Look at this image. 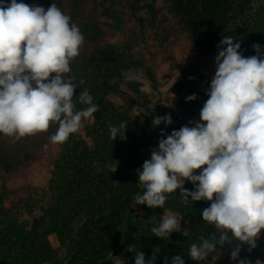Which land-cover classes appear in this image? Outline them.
I'll list each match as a JSON object with an SVG mask.
<instances>
[{
	"label": "trees",
	"instance_id": "trees-1",
	"mask_svg": "<svg viewBox=\"0 0 264 264\" xmlns=\"http://www.w3.org/2000/svg\"><path fill=\"white\" fill-rule=\"evenodd\" d=\"M139 1L103 0L108 3L103 12L109 25L128 34L119 43L101 41L87 25L91 48L73 60L70 75L78 85L74 97L76 109L86 107L78 102V95L87 89L100 105V111L94 113L95 120H83L77 133L65 143L57 144L58 153L42 191L27 188L8 203L3 202L5 197L0 194V264H114L115 255L119 264H135L136 252L127 251L129 245H137L136 251H142L146 260L153 255L154 247L159 246L155 264H165V257L171 264L176 255L185 264H191L195 262L189 256L191 244L201 243V235L208 238L215 231L202 218V210L211 202L198 201L186 206L181 203L179 189L168 194L163 208L135 204L136 195L144 191L136 170L142 169L144 161L151 158L154 145L149 124H153L154 117L170 114L173 123L168 126L162 123L156 126L158 130L170 135L184 125L194 126L188 122L201 110V96L207 90L204 80L192 68L179 63L178 77L165 90L173 112L157 105L163 100L158 97L162 92L148 63L152 53L146 45L144 18L139 14L147 5H139ZM123 9L127 11L125 19L120 16ZM193 10L197 13L193 20L215 23L221 38L231 35L236 39L234 42H240L242 54L255 55L253 44L264 49V0H195ZM210 43L203 44L209 49ZM136 45H140L141 55L136 56ZM130 69L139 70L140 79L146 76L149 80L148 93L157 96L153 111L149 112L148 98L139 87L140 79L128 81L122 75ZM81 79L84 84H80ZM193 94L197 99L187 101ZM121 122L127 123L126 139L118 136L113 141L109 128ZM57 128V124H52L47 132L27 137L39 145L43 139L51 138ZM27 137L10 142L23 149L22 142ZM184 188L195 190L190 181H185ZM165 212L182 219L185 235L173 232L168 240H163L152 234L151 228L161 222ZM237 243L223 248L218 245L217 251L226 249L231 254ZM261 243L264 230L254 249L241 246L239 258L264 262L258 251Z\"/></svg>",
	"mask_w": 264,
	"mask_h": 264
},
{
	"label": "clouds",
	"instance_id": "clouds-1",
	"mask_svg": "<svg viewBox=\"0 0 264 264\" xmlns=\"http://www.w3.org/2000/svg\"><path fill=\"white\" fill-rule=\"evenodd\" d=\"M84 41L80 27L55 3L45 10L17 0H0V134L15 142L57 124L51 141L63 144L80 130L83 120H95L100 105L84 89L78 102L86 107L77 110L78 85L70 75L71 62L80 55ZM234 41L231 35H224L217 45L216 71L200 121H189L194 126L184 125L170 135L162 130L151 158L136 170L144 191L136 195L135 204L163 208L168 194L178 189L186 206L211 202L202 210V218L215 231L208 238L201 235V243L191 244L190 258L203 261L218 245L223 248L239 242L231 259L251 264L240 259L239 253L242 245L254 249L264 230V49L253 44L256 54L245 57L241 43ZM122 75L132 81L139 80L142 73L130 69ZM84 83L81 79L80 84ZM196 99L195 94L186 98ZM152 123L168 126L173 120L168 114L154 117ZM126 130V122L111 126L110 138L124 140ZM185 181L195 190L184 188ZM181 220L167 214L151 232L163 240L173 232L185 235ZM136 249L137 245L127 248L136 252L135 264H155L159 246L147 260ZM171 264L185 261L176 255ZM255 264L264 262L257 259Z\"/></svg>",
	"mask_w": 264,
	"mask_h": 264
},
{
	"label": "rangeland",
	"instance_id": "rangeland-1",
	"mask_svg": "<svg viewBox=\"0 0 264 264\" xmlns=\"http://www.w3.org/2000/svg\"><path fill=\"white\" fill-rule=\"evenodd\" d=\"M17 1H19L18 3L42 6L45 10L49 4L55 3L59 6L60 3V9L80 27L85 37L79 57L91 48V43L87 39V31L89 32L87 25L101 41L119 43L123 41V38H128L127 33H121L109 25V19L103 12L108 3L103 2V0ZM149 1L140 0L138 3L139 5L143 3L147 5L139 14L144 18L143 28L147 35L146 45L152 53L148 63L152 68L156 85L162 92V95L158 97H162L163 100L157 102V105L172 113L173 110L165 90L170 82L178 77L179 63L185 64L187 68H192L196 76L204 80L208 89L211 79L215 75L214 57L218 54L217 45L222 39V34L215 23L199 22L192 19L193 15H197L194 10L191 11L194 8L195 0H153L151 3ZM121 11L120 16L125 19L127 11L126 9ZM208 41L211 42L208 45L209 49L206 48V44H203ZM139 46H134L136 56L141 55ZM242 55L249 56L247 54ZM72 63L73 61L71 65ZM139 81L141 83L139 87L149 101V112L150 110L153 111L152 105L157 96L148 93L150 86L146 76H143ZM112 97L119 99L116 95H112ZM207 99L206 93L201 96L203 105ZM200 111L194 117V122L200 121ZM139 112L141 111L138 110ZM148 127L149 133L154 138L153 150L158 147L159 140L162 138L161 131L153 124H149ZM164 133L169 135L167 132ZM166 135L163 138H166ZM10 140L11 138L0 134V194L5 197L4 203L15 199L27 188L42 191L46 186L51 163L58 153V145L53 143L51 138L43 139V143L39 145L36 144L35 139L24 138L22 147L25 152L17 143H11ZM137 208L139 207L137 206ZM167 214L172 213L165 212L163 217ZM262 234L263 230L258 239H261ZM258 251L264 258V243L259 244ZM112 259L114 264L120 263L116 255ZM250 262L251 264L255 263L251 260ZM191 264H238V261H233L231 254L226 249H219L217 253L208 256L205 260L195 261Z\"/></svg>",
	"mask_w": 264,
	"mask_h": 264
}]
</instances>
